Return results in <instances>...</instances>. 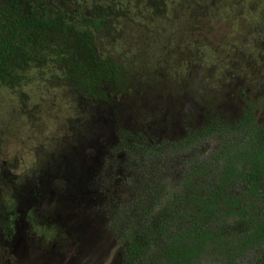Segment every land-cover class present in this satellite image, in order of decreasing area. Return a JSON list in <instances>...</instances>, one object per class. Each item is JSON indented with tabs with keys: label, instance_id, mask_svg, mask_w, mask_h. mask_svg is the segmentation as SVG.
Returning <instances> with one entry per match:
<instances>
[{
	"label": "rangeland",
	"instance_id": "obj_1",
	"mask_svg": "<svg viewBox=\"0 0 264 264\" xmlns=\"http://www.w3.org/2000/svg\"><path fill=\"white\" fill-rule=\"evenodd\" d=\"M32 1L41 15H66L75 30L92 34L99 58L119 64L120 79L117 88L97 85L106 103L93 101L73 65L81 56L70 46L21 72L18 84L0 81V248L16 239L27 250L38 238L40 264H124L113 218L135 215L130 206L116 214L101 203L98 164L84 167L76 140L90 119L98 121L90 108H103L108 129L111 113L131 124L133 103L146 121L149 113L162 120L164 104L174 123L182 113L196 123L210 113L234 121L251 105L264 126V0ZM87 137L91 141L80 142L96 141ZM131 194L123 185L119 196ZM37 224L57 236L60 260L43 257L46 236H32ZM66 240L70 250L61 255ZM256 256L251 252L236 264H251ZM0 258L5 262L2 251Z\"/></svg>",
	"mask_w": 264,
	"mask_h": 264
},
{
	"label": "trees",
	"instance_id": "obj_2",
	"mask_svg": "<svg viewBox=\"0 0 264 264\" xmlns=\"http://www.w3.org/2000/svg\"><path fill=\"white\" fill-rule=\"evenodd\" d=\"M70 46L81 56L71 63L84 80L99 85L114 70L112 60L99 58L92 34L75 30L66 15H41L32 0H0L2 83L18 84L21 72L51 60L54 49L65 52ZM222 122L223 129L232 126ZM239 126L249 128V137L222 136L233 146H219L212 165L203 163V175L215 167L218 179L201 181V194L188 182L189 196L162 203L136 234H128L124 264H236L251 252L257 255L251 264H264V136L259 137L264 132L252 114Z\"/></svg>",
	"mask_w": 264,
	"mask_h": 264
},
{
	"label": "flooded vegetation",
	"instance_id": "obj_3",
	"mask_svg": "<svg viewBox=\"0 0 264 264\" xmlns=\"http://www.w3.org/2000/svg\"><path fill=\"white\" fill-rule=\"evenodd\" d=\"M100 59L102 58L100 57ZM104 59L112 60L111 58ZM113 62L116 67H113L114 70L109 73V76H103V80L99 83L100 87L114 85L117 88L121 69H119L120 66L116 61ZM85 81L88 84V90L93 91L88 92L89 97L93 101L98 100L101 103H106L105 94L94 89L99 88L95 82L96 80L88 78ZM133 105L134 103L131 105V113L134 114L132 115L131 124H128L127 119V121H122V118L119 120L115 116L113 118L111 113V127L107 129L103 108L99 104H93L90 112L98 117V121L95 122L90 119L84 134L77 136L76 140L83 152L84 167L93 163L98 164L95 175L97 174L96 187L100 195V202H104L116 211L118 210L116 214H122L120 211H124L127 206H130L131 212H134L133 219H122L120 215L113 218L116 230L118 229V233L123 236V260L128 234L130 232L136 234L145 219L150 220L155 214L159 213L158 207L162 203H166L168 198H185L189 196L191 185H188V182L197 184L196 191L201 194L200 182L203 180L210 181L212 177L217 178L214 175L217 172L215 167L204 170L207 174L203 175V163L205 162L207 167L212 165L211 161H214L219 146H233L223 143L221 141L222 136L239 138L241 132H243L244 135L249 137V128L239 126L248 114L254 116L255 122L260 128L259 130L264 132V126L258 122L251 105L247 107L240 118L234 121H228L221 115L210 113L208 114L209 119L204 123H196V117L190 115L188 118L187 113H182L181 118L177 116V121L174 123L175 116L166 113L167 107L164 104L162 106L164 110H161L163 111L161 113L162 120L152 119L153 116L151 115L153 114L149 113L151 119L146 121L148 117L140 116L138 114L140 111L132 109ZM179 114L181 115V113ZM220 121H223L222 123L228 122L232 126L223 129L219 125ZM132 123L137 124L132 125ZM233 124L238 126L234 127ZM105 133L109 136L108 138L105 137ZM87 134H90L91 139L93 141L96 139V141L82 143L84 140H90ZM263 136L264 134L259 137ZM81 139L82 142H80ZM86 143L87 145H85ZM244 145L235 144V146ZM253 145L257 146L256 143ZM123 171L127 172L126 180L121 177ZM130 180L133 183L132 185ZM123 185L131 189L132 192L130 198L127 197L125 200L119 196ZM39 225L32 226L34 229L32 236L34 238L46 236V239H44L45 255L43 257L48 260V263L53 262L55 259L60 260L58 256H55L56 250L54 247L58 240L57 236L40 231L43 230V226ZM44 226L45 229L49 230V224H44ZM50 234L52 238L49 236ZM37 239L33 240L34 243L32 241L27 250L23 246L24 244L19 247L16 244V239L9 240L3 247L1 245L0 252H3L6 259L3 262L0 258V264H40L42 252H39L37 246L39 241ZM61 242H63V247H66L62 249L61 255L67 254L70 250L67 248L69 247V241ZM15 251H19L20 254L15 255Z\"/></svg>",
	"mask_w": 264,
	"mask_h": 264
}]
</instances>
